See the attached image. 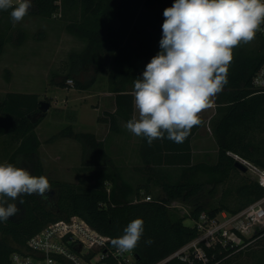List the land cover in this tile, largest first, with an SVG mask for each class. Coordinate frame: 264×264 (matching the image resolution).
Wrapping results in <instances>:
<instances>
[{
	"label": "trees",
	"instance_id": "trees-1",
	"mask_svg": "<svg viewBox=\"0 0 264 264\" xmlns=\"http://www.w3.org/2000/svg\"><path fill=\"white\" fill-rule=\"evenodd\" d=\"M174 2L32 0L27 15L51 19L59 14L66 21L63 28L86 42L83 50L70 53L65 73H54L50 82L88 89L100 72L107 73L109 90L116 93L117 108L105 120L112 132L119 133V121L127 122L133 117L134 79L142 78L146 65L161 51L163 13ZM10 11L0 10V56L7 43L21 45L28 37L24 27H13ZM261 39L259 44L250 42L233 49L228 83L214 97L216 110L222 114L213 129L218 144L214 163L193 158L192 137L205 122L201 115L203 123L194 126L182 143L164 138L149 145L146 138L140 137L135 148L140 163L129 169L136 178H130L116 162L109 143L92 131H76L68 126L62 135L80 142L81 164L90 168L89 178L93 179L84 184L49 179L38 150L36 128L47 114L40 111L39 94L7 92L0 100V135L13 137L19 144L6 163L25 168L33 176H45L52 191L46 194L47 199L24 194L9 201L16 203L20 212L0 221V264H11L12 253L27 249L28 240L48 224L73 216L84 218L112 239L122 236L131 221L142 219L144 232L134 251L142 264H158L199 235L196 224L187 225L186 218L197 221L203 212L209 217L223 210L235 213L263 197L264 188L256 180L244 178L235 191L224 188L218 205L212 203L217 189L230 180L232 172H242L235 165V155L264 168V91L253 86V77L264 59ZM156 188L159 192L154 195ZM175 201L188 204L190 216H176L170 209ZM148 239L153 242L146 244ZM244 240L248 246L252 243L249 238ZM204 250L209 257L206 264H218L244 249L217 244ZM162 264L203 262L199 258L186 261L175 257ZM257 264H264V258Z\"/></svg>",
	"mask_w": 264,
	"mask_h": 264
},
{
	"label": "clouds",
	"instance_id": "clouds-1",
	"mask_svg": "<svg viewBox=\"0 0 264 264\" xmlns=\"http://www.w3.org/2000/svg\"><path fill=\"white\" fill-rule=\"evenodd\" d=\"M32 0H0L9 10L13 26L28 14ZM161 51L146 65L142 78L134 79V106L138 115L125 128L137 137L167 138L182 143L200 113L228 83L233 49L252 42L264 24V0H175L163 13ZM52 191L45 176H33L22 167L0 163V221L17 215L20 196L47 199ZM20 204L24 201L21 199ZM137 218L111 240L119 253L135 249L144 232ZM153 241L148 239L146 244Z\"/></svg>",
	"mask_w": 264,
	"mask_h": 264
},
{
	"label": "rangeland",
	"instance_id": "rangeland-1",
	"mask_svg": "<svg viewBox=\"0 0 264 264\" xmlns=\"http://www.w3.org/2000/svg\"><path fill=\"white\" fill-rule=\"evenodd\" d=\"M65 23L66 21L59 14L54 15L51 19H46V17L40 15H26L21 22L15 25L23 26L28 32L27 41L22 50H24V56L28 57L29 62L33 60V64L29 65L28 70L27 63L25 64L22 60L17 67L13 68L10 65L6 67L8 69L0 71V92L5 93L10 89L15 91H36L42 95L43 100H51L52 106L48 109L46 117L36 128L40 139L38 150L44 166L45 176L53 180L84 184L87 180H92L93 178H89L90 168L81 164L82 146L79 141L62 135V130H66L70 126V122H67L66 119L72 118L74 120L79 112L77 111L76 115L73 107L60 109L63 107L62 100L65 99L68 91L54 85V83L50 82L49 84L54 73L58 71L65 73L67 70L66 64L69 68L70 53L72 51H81L86 47L84 40L76 37L73 39L65 33V29H60L63 24L65 26ZM56 35H58L57 39L55 38ZM261 41L262 39L256 36L252 43L259 44ZM7 44V46H10L9 43ZM8 52L10 51H7L6 58L9 56ZM71 97L74 101H79L72 95ZM201 114L205 122L203 128L199 130L196 136L197 153L195 154V161L202 160L214 163L218 159V144L213 129L215 121L222 115L216 110L214 97L212 99V107L201 112ZM71 127L73 130H90L80 124L71 125ZM109 137L112 138L113 135ZM18 144L19 142L13 137L5 134L0 135V163L8 161ZM136 145L137 142L135 141L130 143L127 152H120L116 149L111 150L116 162L126 169L124 171L130 175V178L137 177L129 170L132 166L128 165V162L137 163L139 161V155L135 150ZM244 178L255 180V177L249 172H232L230 180L217 189L212 203L218 205L224 188L230 187L232 191H235L237 186L244 181ZM158 192L159 189L156 188L153 194L155 195ZM170 209L174 211L176 216H190L191 207L186 203L175 201L170 206ZM184 222L187 225L195 224V221L189 217ZM247 238L252 243L249 246L247 245L248 247L245 246L244 250L241 251L242 253H232L225 259L220 260L218 264H257L259 259L264 258V235L258 237L256 234H250Z\"/></svg>",
	"mask_w": 264,
	"mask_h": 264
},
{
	"label": "built area",
	"instance_id": "built-area-1",
	"mask_svg": "<svg viewBox=\"0 0 264 264\" xmlns=\"http://www.w3.org/2000/svg\"><path fill=\"white\" fill-rule=\"evenodd\" d=\"M256 35L264 39V24ZM72 83V80H68ZM253 86L264 91V59L253 77ZM264 188V168L235 155ZM146 199H150L147 196ZM199 235L159 262L162 264L178 257L186 261L199 258L208 261L205 247L217 244L234 250L249 244L248 235H262L264 231V196L248 204L238 212L221 211L214 217L206 212L195 221ZM112 238L92 227L84 218L73 216L48 224L28 240V247L10 256L11 264H142L134 251L119 253L111 244Z\"/></svg>",
	"mask_w": 264,
	"mask_h": 264
},
{
	"label": "crops",
	"instance_id": "crops-1",
	"mask_svg": "<svg viewBox=\"0 0 264 264\" xmlns=\"http://www.w3.org/2000/svg\"><path fill=\"white\" fill-rule=\"evenodd\" d=\"M62 28L63 26L60 27V29L64 30V28L63 29ZM65 33L70 35L67 31H65ZM57 36L58 35L55 36L56 39L58 38ZM70 37L75 39V37L72 35H70ZM26 41L27 40H25L21 45H14V44L9 43L10 46H7L8 44L5 46L4 52L0 56V71L8 69L6 67H9L10 65H12L13 68L17 67L19 64H21L22 60L25 62V64L27 63L28 70H29V65L33 64V60L32 61L30 60L29 62L28 57L24 56L25 52L24 50H22V48L26 44ZM7 51H10V52H8L9 56L6 58ZM0 78H1V74H0ZM49 84H50V81H49ZM54 85L59 86L56 83H54ZM62 88L68 92L66 94L65 99L62 100L63 107L61 108L58 107V108L63 109L64 107H73L75 108L73 109V111H75L76 115H77V111L79 112L78 115L74 119L76 121H74L72 118L66 119L67 122H70V126L80 124L84 128H89L90 130H87V131L94 132L99 139L105 140L106 143H109L110 144L109 149L111 150L116 149L117 151H120V152L122 151L127 152L129 150V144L134 141L137 142V145L135 146V148L138 147V144L140 142V137L135 136L134 134H132L125 128L126 122H124L123 120H120L119 125L121 127V131L119 133H115L110 130V123L105 120L106 115L108 113L114 112L117 108L116 93L109 90V82H108L107 73L100 72L97 76L95 83L88 89H78L75 86L62 87ZM11 91L38 93L39 98L41 100L44 99L42 98V95L36 91H15V90L10 89L9 91H6L5 93L0 92V100L1 98H3V96L7 92H11ZM71 95L74 98H77L79 101L78 102L74 101ZM51 106H52V103L50 107ZM134 115H138L135 110V106H134L133 116ZM199 115L202 116L201 113ZM203 125L199 130L203 128ZM199 130L193 135L192 141H191L194 160H195V154L197 153L195 141L197 140L196 136ZM110 135H113V137L112 138L109 137ZM139 163H140V158L137 163L128 162V165L133 166Z\"/></svg>",
	"mask_w": 264,
	"mask_h": 264
},
{
	"label": "water",
	"instance_id": "water-1",
	"mask_svg": "<svg viewBox=\"0 0 264 264\" xmlns=\"http://www.w3.org/2000/svg\"><path fill=\"white\" fill-rule=\"evenodd\" d=\"M51 102L48 100H41L40 102V111L41 112H46L48 111V109L50 108ZM235 165L241 169L242 171L246 172L247 168L246 166L240 161V160H236Z\"/></svg>",
	"mask_w": 264,
	"mask_h": 264
}]
</instances>
